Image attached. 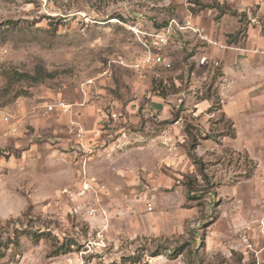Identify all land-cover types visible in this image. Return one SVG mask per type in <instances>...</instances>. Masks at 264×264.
Wrapping results in <instances>:
<instances>
[{"label":"rangeland","instance_id":"rangeland-1","mask_svg":"<svg viewBox=\"0 0 264 264\" xmlns=\"http://www.w3.org/2000/svg\"><path fill=\"white\" fill-rule=\"evenodd\" d=\"M260 36L264 0H0V264H264V111L226 77Z\"/></svg>","mask_w":264,"mask_h":264},{"label":"crops","instance_id":"crops-1","mask_svg":"<svg viewBox=\"0 0 264 264\" xmlns=\"http://www.w3.org/2000/svg\"><path fill=\"white\" fill-rule=\"evenodd\" d=\"M259 38H262L261 36ZM264 39V38H262ZM249 41V40H248ZM229 52H233L234 61L232 65L227 63L226 66V77L228 82V94L227 100L230 103L231 116H240L242 113L252 112V111H264V82L262 86H255L249 83V76L252 75V71L256 70V73L264 75V60L262 64L258 67H251L250 62L253 58V55H264V53L255 52L253 50L252 57L248 60L246 51H251V49H229ZM264 50V49H259ZM243 54V55H241ZM239 56H245L243 59H240ZM228 60V59H227ZM253 65V63H252ZM223 77V76H222ZM238 87H236V85ZM256 88H255V87ZM259 91L255 94H252L251 88L257 89Z\"/></svg>","mask_w":264,"mask_h":264},{"label":"trees","instance_id":"trees-1","mask_svg":"<svg viewBox=\"0 0 264 264\" xmlns=\"http://www.w3.org/2000/svg\"><path fill=\"white\" fill-rule=\"evenodd\" d=\"M231 14H233L234 16H238V13H236V12H231ZM219 76L220 77L222 76L221 72H219V74L216 75L214 80L216 81L217 78H219ZM12 77L15 79L21 80V81H28L32 84H38V83H44L47 80L53 79L54 73L48 71L45 68V66L40 64V65L36 66L34 74H32V75L28 74V73H20L18 71H15L12 73ZM211 90H212V87L208 91L209 92L208 96L204 97L203 99L207 100V99L213 98L212 101H214V106L216 107V110L221 111L222 108H221L220 96H219L217 91L212 92ZM222 117L223 118L225 117L224 113H223ZM223 118H222V120H223ZM226 125H228L229 129H227L226 133H224L222 136H229L230 138H233V139L236 138V131H235L233 122L230 119H228L226 121ZM188 134L190 136L194 137L192 132L189 133V131H188ZM193 141H194V143L191 145V147L188 151V156L193 161V163L199 167L200 173L203 175L204 179L206 180V176L204 174L203 163L196 153L197 141L196 140H193ZM248 160H249V163L253 167L252 169L254 170L256 164L254 163L253 160H251V159H248ZM38 238L41 239L42 236H38ZM69 246L70 245H68L65 249H63L64 253L69 251ZM167 250H169V247L166 246V251ZM158 254H161V253L160 252L156 253V255H158ZM138 263H140V257L129 256V257L123 258L119 264H138Z\"/></svg>","mask_w":264,"mask_h":264},{"label":"built area","instance_id":"built-area-1","mask_svg":"<svg viewBox=\"0 0 264 264\" xmlns=\"http://www.w3.org/2000/svg\"><path fill=\"white\" fill-rule=\"evenodd\" d=\"M167 37V35H166ZM163 40V39H162ZM158 62L161 60L160 57L157 58ZM79 137L81 138V135H79ZM92 187L89 183H84L83 185V189L81 191V193L79 195H85L87 192L91 191ZM85 208V210L83 211V209ZM76 214H80V213H85L87 214L90 218H94L96 216L97 213H99V209L95 208L93 205L91 206H81L78 205L77 208H75L74 211Z\"/></svg>","mask_w":264,"mask_h":264}]
</instances>
